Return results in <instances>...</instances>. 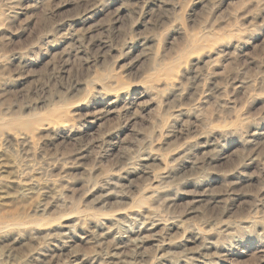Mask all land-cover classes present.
Masks as SVG:
<instances>
[{
  "label": "rangeland",
  "instance_id": "obj_1",
  "mask_svg": "<svg viewBox=\"0 0 264 264\" xmlns=\"http://www.w3.org/2000/svg\"><path fill=\"white\" fill-rule=\"evenodd\" d=\"M37 251L264 264V0H0V264Z\"/></svg>",
  "mask_w": 264,
  "mask_h": 264
},
{
  "label": "bare ground",
  "instance_id": "obj_2",
  "mask_svg": "<svg viewBox=\"0 0 264 264\" xmlns=\"http://www.w3.org/2000/svg\"><path fill=\"white\" fill-rule=\"evenodd\" d=\"M82 151V150H81ZM77 158V157H76ZM124 159V158H123ZM157 158L155 156H153L151 153L147 152V151H144L143 153H141L139 156H138V161H141V162H148V161H154L156 160ZM79 162V160H78ZM136 166V165H135ZM129 171L133 170V168H127ZM144 170V169H143ZM128 171V172H129ZM146 171V170H145ZM140 174V173H139ZM144 175V174H143ZM108 196V195H107ZM151 222L149 223H146L145 225V229L148 231L149 230V233L153 232L155 230V228L157 226H161L164 227V225L160 222V220H155V219H152L150 220ZM140 239L136 238L135 240L133 239H130V238H127L126 239V242L127 243H130V246H135L137 247V249H139V247L141 245L144 244L145 242V237H139ZM114 250H117V249H114ZM47 255L46 254H43L41 253L40 251H37L34 253V257H32L30 260H32L29 264H39V262H47ZM44 259V260H43ZM84 260V259H83ZM80 261L78 262V260L76 259L75 256H72L70 257V259H67L66 262L64 264H84L85 261ZM104 260H106L107 263L109 264H128L126 263L125 261H123L121 258H118L116 256L115 253H111V252H107L105 253L104 255ZM103 260V261H104ZM118 262V263H117ZM145 264V263H144ZM146 264H152V263H146ZM154 264H160V262L158 263H154Z\"/></svg>",
  "mask_w": 264,
  "mask_h": 264
}]
</instances>
